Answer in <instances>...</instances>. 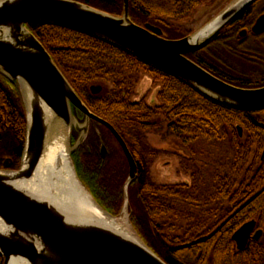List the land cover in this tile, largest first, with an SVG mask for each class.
I'll return each instance as SVG.
<instances>
[{
    "label": "trees",
    "instance_id": "obj_1",
    "mask_svg": "<svg viewBox=\"0 0 264 264\" xmlns=\"http://www.w3.org/2000/svg\"><path fill=\"white\" fill-rule=\"evenodd\" d=\"M78 1L115 16H121L124 11V0ZM208 1L157 0L142 4L131 0L129 16L135 24L156 25L166 38L176 40L191 32L174 23L189 20ZM263 5L264 0H259L236 17L238 28L254 22L264 12L260 10ZM27 28L49 51L88 107L127 141L139 163V174L130 186L135 194L132 206L129 205L130 220L154 253L167 264H264V236L260 241L250 242L242 251L236 249L231 239L241 226L252 220L264 232V190L258 192L264 186V164L247 172L244 168L253 146L255 160L260 159L264 150V110L245 112L224 106L180 77L92 37L45 24H31ZM223 35L219 32L206 48L188 57L205 69H209L204 60L210 50L214 53L225 48L233 57L243 60L242 55L250 50L249 41L240 42L233 35L224 39ZM142 74L151 77L153 85L160 86L156 107H149L143 99L134 101ZM219 77L240 88L264 87V75L238 79ZM97 81L111 84L112 89L93 96L90 86ZM74 114L79 121H84L79 110L74 109ZM236 125L244 128L246 143H240ZM161 132H166L188 151L183 152L180 165L190 181L175 184L153 181L150 166L154 158H148L154 152L145 136ZM92 136L97 138L95 134ZM25 137L26 113L19 86L0 73V167L7 157L19 166ZM76 138L74 133L72 144ZM223 157L225 184L221 178ZM75 159L83 185L103 209L119 216L124 205L127 162L88 156L83 150ZM237 174L242 175V184L232 193L233 178ZM239 205L242 207L237 213L223 224L229 206Z\"/></svg>",
    "mask_w": 264,
    "mask_h": 264
},
{
    "label": "water",
    "instance_id": "obj_2",
    "mask_svg": "<svg viewBox=\"0 0 264 264\" xmlns=\"http://www.w3.org/2000/svg\"><path fill=\"white\" fill-rule=\"evenodd\" d=\"M257 1L232 0L194 33L172 40L157 27L135 24L129 16L130 0H124L121 16L75 0H0V73L18 84L26 113L20 168L9 170L7 160L0 169V255L5 264H167L141 239L130 221L129 188L137 178L138 167L125 141L109 122L88 108L27 25H52L103 41L180 77L224 106L257 112L264 110V87L234 86L188 57L206 47ZM252 31L264 32V15ZM74 109L84 114L83 122ZM90 120L111 131L128 161L124 205L117 217L103 209L83 185L72 159L88 137ZM237 129L241 135V126ZM74 133L77 138L72 145ZM52 144L63 149L76 182L91 197V203L111 220H126L127 229L88 222L84 210L76 206L63 209L56 203L74 199L67 191L68 179L57 176L61 163L54 164L47 185L36 177ZM255 227L256 222L250 221L235 232L238 250L246 248ZM261 234L257 231L254 238Z\"/></svg>",
    "mask_w": 264,
    "mask_h": 264
},
{
    "label": "flooded vegetation",
    "instance_id": "obj_3",
    "mask_svg": "<svg viewBox=\"0 0 264 264\" xmlns=\"http://www.w3.org/2000/svg\"><path fill=\"white\" fill-rule=\"evenodd\" d=\"M75 1H78V0H75ZM131 1V0H130ZM157 0H139L140 3L142 4H145V3H155ZM79 2V1H78ZM214 0H209L208 1V4L206 5H203L197 9H201L207 5H212L214 4ZM196 9V11H197ZM195 11V12H196ZM218 13V12H217ZM216 15V14H215ZM214 15V16H215ZM264 15V12H262L256 19L254 22H251L247 27H244V28H238V25L236 23V20L234 21H231L223 30V38L224 39H227L229 37H231V35H233L236 40L240 41V42H244V41H251V40H260V41H263L264 40V32L262 33H259V34H256V33H253L252 29L254 27V25L256 24V21L258 20V18L260 16ZM212 16V17H214ZM211 17V18H212ZM238 17V16H237ZM209 18L208 21L211 19ZM207 21V22H208ZM206 22V23H207ZM149 25H152L154 27H157L159 29H161L160 27L156 26V25H153V24H150L148 23ZM147 25V24H145ZM143 25V26H145ZM243 26H246V24H242ZM161 31L163 32V30L161 29ZM195 32V31H194ZM194 32H191L190 34L194 33ZM189 34V35H190ZM163 35H164V32H163ZM188 36V35H187ZM210 43V42H209ZM209 45V44H208ZM207 45V46H208ZM249 45V44H248ZM206 46V47H207ZM259 46L261 47L260 49H262V47H264V43H260ZM204 47V48H206ZM250 47V50L249 51H246L242 56L244 57H247V56H251L252 60L251 62H249V65H252V71H250L252 74H255V76H262L264 75V56L262 53L259 54V52L256 50L255 46L254 47ZM48 51V50H47ZM49 52V51H48ZM228 51H226L225 48H222L219 52H211V50L209 52H207L205 54V60L204 62L206 63V65L208 66L209 69L206 68L207 71H209L211 74H213L214 76L218 77L219 79H221L219 77V75H222V76H228V77H231V78H246V74H244L246 72V68L244 66H242L241 62L245 63V62H248V61H245L246 58H244L245 60H242L241 58H238V57H233L232 54H229V52L227 53ZM235 55V54H234ZM240 55V54H239ZM241 57V56H240ZM228 60V61H227ZM237 65V66H235ZM240 66H242V69L239 68ZM244 68V70H243ZM222 80V79H221ZM70 83V82H69ZM71 84V83H70ZM72 85V84H71ZM73 87V86H72ZM93 87H96V88H100L99 90H95L93 91L92 88ZM74 88V87H73ZM149 87L146 89L148 91ZM75 90V89H74ZM76 91V90H75ZM102 88L97 86V85H91L90 86V93L97 97L101 94H103L102 92ZM147 92H145V96L143 98V100L145 101V103L149 106V107H156L159 103L155 102L156 98L158 97V100H159V91L158 90H155L154 93L152 94V98H154L153 101H149L148 102V95L146 94ZM78 94V93H77ZM80 97V96H79ZM81 98V97H80ZM82 99V98H81ZM83 100V99H82ZM84 102V101H83ZM85 103V102H84ZM86 104V103H85ZM87 105V104H86ZM88 106V105H87ZM89 108V107H88ZM90 109V108H89ZM91 110V109H90ZM92 111V110H91ZM263 111V110H262ZM81 112V111H80ZM93 112V111H92ZM82 113V112H81ZM94 113V112H93ZM83 114V113H82ZM95 115H97L96 113H94ZM84 115V114H83ZM99 116V115H97ZM100 117V116H99ZM101 118V117H100ZM103 119V118H102ZM106 121V120H105ZM81 122V121H80ZM83 122V121H82ZM237 126H241V125H236V130H237V133H238V136H239V139H240V143H246V132L244 130V128L241 126L242 128V133L240 135L238 129H237ZM110 132H108V131ZM118 132V131H117ZM163 133V132H161ZM92 134H95V136L97 138H94V136H92ZM160 134V133H159ZM110 136V138H113L114 139V142L116 143L115 145H112L111 147H109L108 143H107V140H106V136ZM151 135H158V134H148L146 135V143L148 144L149 148L151 149L152 152H154V156L155 155H158L160 152L159 151H163L165 149H154L153 147H151L149 145V141L147 140L149 136ZM171 137V136H170ZM123 138V137H122ZM93 139V140H92ZM92 140V141H91ZM123 140L125 141L129 151L131 152V154L133 155L135 161H136V158L133 154V152L131 151L127 141L123 138ZM94 141V142H93ZM74 144V143H73ZM72 144V145H73ZM102 144L105 146V149L102 148ZM113 146H114V149H113ZM111 148V149H110ZM176 150L175 153H172L173 155H175L177 157V159L180 158V163H179V166L181 167V159L183 157V152L184 150H180V149H177V147H175ZM24 149V147H23ZM80 150H83V153L85 155H95L101 159H106V158H109L111 160H115L117 162H121L123 159L127 162V167H128V175H129V165H128V161H127V158L123 152V149L121 148L120 144L118 143V141L116 140V138L114 137V135L111 133V131L105 127L104 125L100 124L99 122L95 121V120H90V128H89V134H88V137L86 139V141L84 142L83 145H81L75 152H73L72 154V159H73V162L74 160H76L75 158L77 157L78 153ZM159 150V151H158ZM178 150H180L179 153L181 154H178L176 153ZM166 151V150H165ZM187 151V150H186ZM155 152L157 154H155ZM188 152V151H187ZM22 153H23V150H22ZM22 153H21V156H20V162H19V166L16 167V164H15V160L11 157H7L5 159V161L2 163V166L0 167V169L3 168L4 166V163L9 160V170L11 171H16L20 168V164H21V157H22ZM75 153V154H74ZM256 148L255 146H253L250 150V154L248 155V158H246L245 160V172H247L248 170H256V169H260L261 166L264 164V150L262 152V155L260 157L259 160H255L256 157ZM153 156V155H151ZM150 156V158H152ZM174 157V156H173ZM149 158V159H150ZM154 160L157 159L155 157H153ZM153 160V161H154ZM75 164H76V161H75ZM136 164H137V167H138V174H139V163L136 161ZM76 166V165H75ZM77 167V166H76ZM252 168V169H251ZM221 170H222V174H221V178H222V181H223V184H225V179H226V170H225V162H224V157L223 159L221 160ZM151 172V170H150ZM184 174V173H183ZM127 175V176H128ZM138 176V175H137ZM79 177V176H78ZM151 177H152V174H151ZM128 178V177H127ZM242 175L241 174H237L236 176H234L233 178V185H234V188L232 189V193L238 191L240 189V186L242 184ZM81 179V177L79 178ZM153 179V177H152ZM82 181V179H81ZM154 182H156L154 179H153ZM245 181V179L243 180ZM157 184H161V183H158L156 182ZM175 183H178V182H174V183H170V184H175ZM225 187V186H224ZM223 187V189H224ZM264 190V186L258 191L259 193L262 192ZM258 192L256 194H258ZM255 194V195H256ZM134 196L135 194H133V192L131 191V188H129V201H130V206H132V200H134ZM138 198H139V194L136 195ZM254 198V197H252ZM251 198V199H252ZM225 198H223V204H224V211H225V208H226V201H224ZM249 199V200H251ZM246 204V202L244 203V205ZM240 207H234V206H229V209L227 211V214L224 213V217H223V224L229 220L235 213H237V211L242 207V205H239ZM226 212V211H225ZM229 218V219H228ZM252 221H255L256 222V229L255 231L252 233V236L250 238V240L248 241V244L247 246L249 245L250 242L252 241H260L263 236H264V232L262 229H259L258 228V224H257V221L256 220H252ZM250 222V221H249ZM248 223V222H247ZM246 224V223H245ZM242 227V226H241ZM261 230L262 231V234L260 235V237L258 239L254 238L255 234L257 233V231ZM235 234V233H234ZM233 234V235H234ZM233 235L231 237V239L233 240ZM234 241V240H233ZM235 245H236V249L238 250V244L236 241H234ZM246 246V247H247ZM244 250V249H243ZM238 251H242V250H238ZM0 264H5V259L0 255Z\"/></svg>",
    "mask_w": 264,
    "mask_h": 264
},
{
    "label": "rangeland",
    "instance_id": "obj_4",
    "mask_svg": "<svg viewBox=\"0 0 264 264\" xmlns=\"http://www.w3.org/2000/svg\"><path fill=\"white\" fill-rule=\"evenodd\" d=\"M231 1L232 0H214L215 2L214 4L212 5L210 4L201 9H197V11L194 13L192 18L186 21L176 22L174 23V26L180 27L181 29L186 30L188 32H194L198 30L200 27H202L208 21L209 18H211L215 14H218ZM262 9H264V5L260 10ZM260 43H264V40L263 41L251 40L249 42V46L251 47L255 46L259 54L262 53L264 56V47L260 49L261 48L259 46ZM200 56L202 57L203 54L201 53ZM245 58L246 60L245 59L243 60L248 61V62H245V63L241 62L242 63L241 65L246 68L245 69L246 72L244 74H246L248 78L254 77L255 74H252L250 72L252 71V65H249V62H251L252 58L250 55ZM242 66H240L239 68L242 69ZM92 85H97L101 87L103 90L102 91L103 93L109 92L112 89L111 84H106L100 81H97L93 83ZM148 87L149 89L147 91L146 89ZM155 90L159 91L160 86L158 84L153 85L151 77H149L146 74H142L140 77V82L135 90L134 101L135 102L141 101L145 96V92H147L146 94L148 95V102L153 101L154 98L151 99V97ZM155 102L159 103L158 97L156 98ZM105 136H106V140H107L109 147L116 144L113 138H110V136H107V135ZM147 140L149 141L148 142L149 145L153 147L154 149H165L166 150V151L158 150L160 152L158 155L151 156L152 158L153 157L157 158L152 162L150 166L152 177L156 182L161 183V184H170L174 182L190 181V177L188 175L183 174V170L179 166L180 158L177 159V157L172 154V153H175L176 151L174 150L176 149L175 147H177V149L184 150V152H186V149L184 147H182L173 137H170L166 132L160 133L158 135H151L148 137ZM113 149H114V146H113ZM180 150H178L176 153L181 154L179 153ZM155 154L157 153L155 152Z\"/></svg>",
    "mask_w": 264,
    "mask_h": 264
},
{
    "label": "bare ground",
    "instance_id": "obj_5",
    "mask_svg": "<svg viewBox=\"0 0 264 264\" xmlns=\"http://www.w3.org/2000/svg\"><path fill=\"white\" fill-rule=\"evenodd\" d=\"M55 163H61L62 167L59 169L57 176H59V178L66 177L65 179H68L67 191L70 193V197L74 199L73 202H56L60 207H62L63 209L64 207L70 209L74 208L73 206H76L81 210H84V214H86L85 220H87L88 222H92L106 228L121 229L123 227L124 229H127L125 227L126 225H128L126 220H111L91 203V197L76 182L71 166L68 163L66 154L64 153L63 149L58 146V144H52L47 147L44 158L42 159L41 164L37 170L36 177L39 176L41 180L44 181V184L47 185L48 180H50L51 169L54 167ZM19 185L21 186L22 184L20 183Z\"/></svg>",
    "mask_w": 264,
    "mask_h": 264
}]
</instances>
